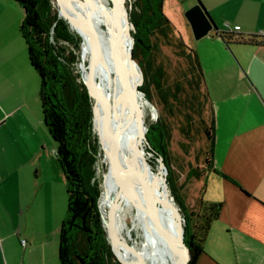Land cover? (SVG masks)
I'll use <instances>...</instances> for the list:
<instances>
[{"label":"crops","instance_id":"crops-1","mask_svg":"<svg viewBox=\"0 0 264 264\" xmlns=\"http://www.w3.org/2000/svg\"><path fill=\"white\" fill-rule=\"evenodd\" d=\"M200 1L218 28V33L210 32L191 43L201 63L215 120L213 163L216 170L234 182L211 171L206 173L199 199L207 206L222 208L206 234L204 252L196 264H264V46H228L219 35L235 27H240L238 33L245 37L263 31L264 0ZM7 2L9 11L17 12L19 5L13 0ZM182 3L189 9L196 0ZM20 31L21 28V51V42L25 41ZM14 33L13 27H0L2 83H7L13 73L9 63L15 59ZM27 55L22 57L26 70L28 49ZM0 104V264H61L65 219L61 212L55 215L57 198L45 199L43 183L37 182L33 171L26 172V168L38 166L35 174L39 177L46 153L41 155L38 147L34 148L32 157L14 164L16 156H29L31 152L26 154L25 141L1 132L6 127L13 129L9 119L19 112V107L6 108L4 100ZM51 160L48 154L44 167ZM58 170L62 179L59 167ZM47 201L48 215L42 222ZM23 239L27 240L25 246Z\"/></svg>","mask_w":264,"mask_h":264},{"label":"trees","instance_id":"trees-1","mask_svg":"<svg viewBox=\"0 0 264 264\" xmlns=\"http://www.w3.org/2000/svg\"><path fill=\"white\" fill-rule=\"evenodd\" d=\"M13 1L22 6L24 11L20 32L28 47L30 66L40 79V99L45 123L67 181L68 212L61 231L60 262L123 264L113 252L100 210L108 163L102 164L104 155L93 124L92 102L80 81L78 65L82 38L58 17L57 0ZM163 1L133 0L130 9H127L128 19L133 25L130 33L135 40L134 59L144 78L140 91L149 102L155 101L154 95L157 93L158 105L164 109L172 99L200 115L201 106L203 109L209 104L212 117L209 126L205 128L208 149L204 167L201 172L198 169L191 171L189 177L200 181L211 171L234 182L214 168L215 120L201 63L196 50L185 43L175 25L165 15ZM219 35L228 46H264L262 36L245 37L235 31H222ZM158 40L168 41L185 61L186 71L182 81L168 82L164 67L156 59L161 47ZM146 136L153 148L163 151L171 175L167 153L170 134L167 128L161 121H157L150 125ZM168 184L172 197L186 218L185 243L191 252L190 264H196L199 255L204 252L206 234L211 224L218 219L222 206H207L199 199L197 208L188 210L174 193L175 185L171 176Z\"/></svg>","mask_w":264,"mask_h":264},{"label":"rangeland","instance_id":"rangeland-1","mask_svg":"<svg viewBox=\"0 0 264 264\" xmlns=\"http://www.w3.org/2000/svg\"><path fill=\"white\" fill-rule=\"evenodd\" d=\"M110 2L115 5L112 0H110ZM132 2L133 0L124 1L126 9H130ZM181 3L182 0H164L163 11L169 20L171 18L178 34L183 38L185 43L192 47L191 43L198 40L195 39L192 29L185 18V12L188 10L186 9L187 6L182 3L183 7H181ZM15 11L17 12L12 14L9 11L7 0H0V27H13L15 30L14 35L17 38L14 53L15 59L9 63L10 68H13V73L11 77H9L7 83L0 82V101L4 100L6 102V104H4L6 108L7 106L9 108L19 107V112L9 119V126H13V129L11 128V133L9 132L11 129L7 127L1 132L5 133L6 137H16L21 141H25L26 154L31 152L29 156H16L14 159V164L16 165H20L26 158L32 157L34 148L37 149L38 147V152L41 155L46 153L41 163V175L39 177L35 174L38 170V166L34 168L30 166V168H26V172L33 171V176L37 179V182L43 183L44 192L42 194L45 199L50 200L53 196L57 198L55 215L57 217L61 212L64 220L68 212L67 181L61 165L56 159L57 157L53 150L54 141L45 123L40 99L41 87L39 76L29 65V61L28 70L24 69L22 57L24 55V57L27 56L28 58V48H26L25 42L21 40L22 50L20 51L18 40V30L21 28L23 22L24 11L20 5L15 8ZM129 29L132 32L133 27ZM158 42L161 47L160 51L156 54V59L157 62L164 67L168 82L172 83L176 82V80H181L186 71L185 61L177 55L176 48L171 44L169 45L168 41L158 40ZM19 51L21 54H19ZM88 64L89 60L86 61L87 66ZM4 71L5 69L3 72ZM143 82L140 86L143 85ZM141 94L143 95V109L147 118L148 127L157 121H161L170 134L167 153L169 157V167L171 166L172 171L171 175L165 164L163 151L153 148L147 137L146 140L142 139L141 148L144 158L146 159L145 161H147L149 171L154 175L160 172L163 173L168 196L170 200L177 205L175 199L172 197L170 185L168 184V179H170L171 176L175 185L174 193L181 198L188 210H193L198 206L199 191H201L205 182L204 179L197 181L192 176L189 177V174L195 169L201 172L204 167V158L208 149L205 128L209 126L212 117L210 105L206 104L203 109L201 106V114L198 115V113H193L191 109H187L184 104L180 106L172 99L170 100V105L164 109L162 106L158 105L157 93L154 95L155 101L153 102L146 100L143 92H141ZM196 104L197 102H195V105ZM195 105H193V107H195ZM0 106L2 105L0 104ZM194 111L197 112V109H194ZM5 120H7V118ZM48 154L53 157V161H48L45 168L44 162ZM54 163H56L55 166ZM106 163H108L107 160L103 159L102 164ZM58 167L61 171L62 179L58 174ZM59 201H61V203ZM48 204L49 202L47 203L48 209H46L45 206V211L42 214V222H44L48 215ZM106 209L107 208H102L104 214ZM178 219H180L185 229V225L182 223L179 214ZM194 223L195 219L193 218V224ZM123 225V234L127 239V244L129 246L133 245L138 251L142 250L144 248L141 242L142 231L141 228L135 224V210L129 201L125 203V209L123 211Z\"/></svg>","mask_w":264,"mask_h":264},{"label":"bare ground","instance_id":"bare-ground-1","mask_svg":"<svg viewBox=\"0 0 264 264\" xmlns=\"http://www.w3.org/2000/svg\"><path fill=\"white\" fill-rule=\"evenodd\" d=\"M112 1L115 5L110 0H65V4L71 15H79L85 22L84 30L81 31L83 45L80 68L83 72L88 67L86 61L90 62L93 55L92 32L101 45L92 76H87L85 82L95 85L96 94L100 98L97 105L100 120L106 121L109 127L112 126L121 140L118 171L124 193L114 214L117 234L122 244L129 246L123 234V211L128 201L135 210V224L142 231L141 242L144 248L139 253L125 251L119 244L115 249L118 255L132 264L139 260L143 264H183L184 253L181 246L185 242L184 228L178 219V211L168 196L163 173L154 175L149 171L141 148L142 142L132 157L133 172L130 169L129 157L138 135L131 89L133 86L140 87L142 81L137 64L130 62L132 35L128 10L124 11L125 0ZM90 26L92 32L88 31ZM122 64L129 71L128 77ZM142 96H139L141 105ZM110 111L114 112L112 123L109 122ZM103 187L100 204L102 208H108L116 190L107 175Z\"/></svg>","mask_w":264,"mask_h":264},{"label":"water","instance_id":"water-1","mask_svg":"<svg viewBox=\"0 0 264 264\" xmlns=\"http://www.w3.org/2000/svg\"><path fill=\"white\" fill-rule=\"evenodd\" d=\"M57 1H58V5H57L58 17L66 23L67 27L70 30L76 32L82 38L81 31L84 30L83 27H85V22L78 17L79 15H71L68 12V10L66 9L67 7L65 4V0H57ZM185 18L188 24L190 25L193 35L196 40H201L202 38L206 37L210 32L218 33V28L216 27V25L210 18L209 14L207 13L205 7L200 2V0H196V3L185 12ZM128 21H129L130 27L132 28L133 25L131 24L129 19ZM88 31L89 32L93 31L91 26L88 27ZM92 36H93V41H94L92 58L85 72H83L80 68L81 62H79L78 70L80 71V81L82 85L87 89L91 102H92L94 128L99 137L104 159H106L108 162V170L105 176L107 175L111 178L113 185L115 186V190H116L114 199L109 205V207L106 209L105 214L102 211L101 205H100V210L102 214V220H103L104 225L107 228L108 236H109L115 256L123 264H132L130 261H127L124 258H122L120 255H118L115 249V246L119 244L121 245L122 249L125 251L131 252V253H139L137 248L134 247L133 245L125 246L124 244H122V241L117 234V227L115 223L114 214L116 213L117 208L119 207L122 201V197L124 193V186L121 182L119 171H118L119 157L121 155V148H120L121 140L119 139L118 134L112 128V126L109 127L108 123L106 124V121L104 122L100 120L98 116V109H97V105L100 103V100H99L100 98L96 94L95 85L87 84L85 82L87 76L88 78L92 76L93 67L96 61L98 60L100 56V52H101V45H100L98 37L96 36V34H93V32H92ZM134 44H135V40L132 36V49L130 52V62L137 64L138 69L140 71V75H141V81L143 82L144 80L143 73L141 71L140 66L134 59V52H133ZM122 65L128 77L129 71L127 67L125 66V64H122ZM131 93H132V97L134 101L133 104L136 110L137 128H138V132H137L138 135L136 138V143L134 144L131 156L129 157L130 169H131V172H133L132 157L135 151L138 149L140 143L142 142V139L146 140V137H147L146 135H147L149 127H148L145 111L143 109V105H141V103L139 102V96L140 95L142 96L140 92V88L137 86H133L131 89ZM111 118H114V112L110 111V118H109L110 123H112ZM105 176H104V179H105ZM104 179H103V183H104ZM100 201H101V198H100ZM174 206L176 210L178 211V214L181 216L182 223L186 226L185 216L183 215V213L180 211V208L175 203H174ZM184 233H185V229H184ZM181 250L184 253L183 264H190L191 252H190V248L186 246L185 242L181 246ZM135 264H143V262L139 260Z\"/></svg>","mask_w":264,"mask_h":264},{"label":"built area","instance_id":"built-area-1","mask_svg":"<svg viewBox=\"0 0 264 264\" xmlns=\"http://www.w3.org/2000/svg\"><path fill=\"white\" fill-rule=\"evenodd\" d=\"M240 30V27H235L234 31L238 32ZM257 36L264 37V30L257 34ZM22 244L25 246L27 244V240L23 239Z\"/></svg>","mask_w":264,"mask_h":264}]
</instances>
